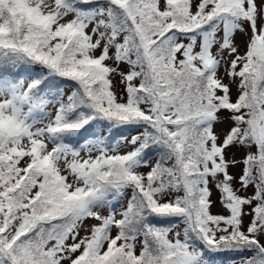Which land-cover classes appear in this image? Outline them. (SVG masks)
Masks as SVG:
<instances>
[{"label": "snow or ice", "instance_id": "snow-or-ice-1", "mask_svg": "<svg viewBox=\"0 0 264 264\" xmlns=\"http://www.w3.org/2000/svg\"><path fill=\"white\" fill-rule=\"evenodd\" d=\"M0 264H264V0H0Z\"/></svg>", "mask_w": 264, "mask_h": 264}]
</instances>
